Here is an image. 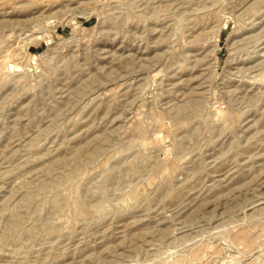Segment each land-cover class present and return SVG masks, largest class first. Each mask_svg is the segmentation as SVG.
I'll list each match as a JSON object with an SVG mask.
<instances>
[{
	"label": "rangeland",
	"instance_id": "1",
	"mask_svg": "<svg viewBox=\"0 0 264 264\" xmlns=\"http://www.w3.org/2000/svg\"><path fill=\"white\" fill-rule=\"evenodd\" d=\"M0 264H264V0H0Z\"/></svg>",
	"mask_w": 264,
	"mask_h": 264
}]
</instances>
